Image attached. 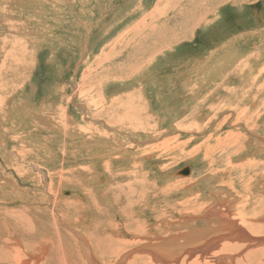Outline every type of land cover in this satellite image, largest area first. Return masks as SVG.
<instances>
[{
    "label": "rangeland",
    "instance_id": "rangeland-1",
    "mask_svg": "<svg viewBox=\"0 0 264 264\" xmlns=\"http://www.w3.org/2000/svg\"><path fill=\"white\" fill-rule=\"evenodd\" d=\"M164 3L0 0V247L30 227L18 226L29 216L40 232H53L49 240L76 249L72 230L92 224L94 206L119 219L114 207L129 203L143 212L131 229L150 237L124 235L116 264L165 243L180 255L195 248L196 257L203 240L216 241L209 209L231 202L248 241L264 244V0H217L213 13L176 40L168 35L173 43L145 61L133 39L154 30ZM233 39L244 63L219 64L216 83L201 82L197 63ZM251 75L255 88L242 99ZM185 166L187 175L177 173ZM80 254L73 260L86 264Z\"/></svg>",
    "mask_w": 264,
    "mask_h": 264
},
{
    "label": "bare ground",
    "instance_id": "bare-ground-1",
    "mask_svg": "<svg viewBox=\"0 0 264 264\" xmlns=\"http://www.w3.org/2000/svg\"><path fill=\"white\" fill-rule=\"evenodd\" d=\"M157 1H163V0H157ZM183 1L184 0H167L162 7V12H161L162 15L157 20V24L152 25V26H154V30L150 29V31L145 35V37L143 39L141 38V40H138L139 41L138 43H137L136 39H133L134 45L132 46V49L136 48V51L138 53V57H141V59H145V61L146 60L148 61L150 59V57H152L151 55L154 54V51L159 50L156 47L167 43V39L170 42L173 41V39L175 38V35H174V37H172V41H171V37L168 35L173 34V31H175V29L180 25V22H185V23H183V26H186L188 23L189 24L191 23L189 21V19H193L195 16H198L200 18L199 21L203 20V18L207 15V13L213 11V10L211 11L210 7L217 0H198L199 2L197 0H187L189 2L186 3L185 7L183 4ZM209 9H210V11H208ZM169 13H171V17L174 18L173 21L171 20V22L174 23L172 25L170 23V20L169 21L165 20L168 18ZM204 13H206V14L204 15ZM143 28H144V26H143ZM138 30H141V29L139 28ZM141 41H143V43L147 47H145L144 45H139V43H141ZM226 46L223 48V50H225L227 52L228 47L226 48ZM213 54H214L213 52H210V54L206 57V59L203 61L202 65H201V68L206 67L205 68L206 70H203L204 73H206V71H208L207 68L209 66V63L214 61V58H213L214 55ZM221 59H222V57H221ZM140 65L141 64H139V66ZM129 66L132 67V72H134L136 65L131 64ZM211 67L212 66H210L209 70L211 69ZM129 70H131V69H129ZM121 71H123V67L121 68ZM261 71H262V69H261ZM258 75H260V74H258ZM251 77L248 78V79H250V82L248 83L247 87L241 88V92H242V90H244V96L242 97V99L243 98L246 99L248 94L252 93V90H253L252 84H254V88H255V85H256L255 82L257 80V76L251 75ZM262 84H261V86H262ZM262 87L264 88V85ZM254 91H255V89H254ZM258 92H260V91H258ZM235 95H236V93H235ZM252 98L254 100L256 98V94ZM230 101H231V99H230ZM237 101H238V104H240L239 101L241 102V97ZM213 102L215 103V101H213ZM229 103H231V102H229ZM236 107H238L237 103H236ZM227 137H228V135H227ZM114 178H115V176H114ZM136 182H138V181H136ZM129 183L130 182H128L127 184L130 185L131 183L130 184ZM118 186H120V185H117L113 189L117 188ZM112 187H113V185H112ZM119 189H121V187ZM134 191H136V190L134 189ZM140 192H143V191H140ZM139 194L141 195V193H139ZM111 197H113V196H111ZM114 197H113L112 201H114V203H117L116 198H114ZM138 197H140V196L138 195ZM131 205H132V203H129L130 207L126 206V205L122 206V207L117 206V208L114 207L115 210L120 215L119 219H114L113 215L110 213L114 210H110V209L107 210V209H103V207H100V206H94L93 211L96 213V217L92 220V224H90L85 231H82V232L80 231L81 233H78V230L77 231L72 230L75 233V234H73V235H75V238L73 239V243L76 246V249L71 248L72 246L70 245L71 244L70 241L68 243L69 245H67L64 243L57 244V243L49 240L47 237H51L53 235V232H51L52 234H50V230H48L47 226H45V225L44 226L46 227L45 228L46 232H40L39 231L40 227L36 228V227H34L33 223L32 224L29 223L30 219L28 216L25 218L26 221H23L22 224H19L18 226L28 224L30 227L27 226L28 228H25L22 230L21 228L15 229V227H17V224L13 225V227L15 229V234H13L11 236V239H9V240L7 239L6 241H4L5 242L4 245H1V247H0V264L1 263L2 264H77V262L75 260H73L72 256H74V255L78 256L77 259L80 261L81 254L79 255V252H83L84 258L86 260H84L83 257L82 258H83V261L86 262V264H88V263L89 264H101L100 262H102V261L107 262L108 264H116L115 263L116 260L114 261V258L116 256H118L119 251H121L120 249L122 247H124V245L122 243H124L125 240L127 241V239L123 240L124 235L130 234L134 238L144 236L147 239L150 237L147 234L148 229L146 230L147 233H144V231H141V233H138V232L136 233L137 229H131L134 227L133 226L134 223L138 224L137 223L138 215L143 213V212H140V213H138V215L134 214L133 213L134 209H132L133 205L132 206ZM228 207L231 210L229 208L228 209H222V208L220 209L219 207H212L211 209H209L210 215L211 214L215 215V217H216L215 220H217L216 221L217 226L212 227V229L218 228V231H216L217 236L215 238L214 237L211 238V239H213V238L216 239V241L209 244V241L203 240L204 244L197 246V251H200V252L197 256L195 255L196 257L189 258V253L192 254L191 252H194L195 248L191 247L192 249L189 253H187L185 255H180L182 251L176 252V248L174 246H172V249L169 252L170 247L165 243V245H163V246L161 244L156 251H153V252L151 251L150 255H145L144 257L141 256V258L134 257L127 264H148V263L154 264L153 263L154 261H157V264H264V244L263 245L262 244H256V243L251 244L248 241V239L250 237L248 238V236L245 233V231L243 230V228H241L239 226V225H241L240 223L244 222L243 217L240 216L238 218L239 222L236 219H234V216L238 215L236 205L233 204V207H232V202H231ZM54 209H56V208H54ZM66 212L65 211L62 212V211H60V209H58L55 213H57V215L59 214L60 217H62V215L67 214ZM112 213H115V212H112ZM97 217L99 218V220L97 221V223H95L97 220ZM245 217L247 219V216H245ZM257 218H258L257 216H252V214H251V216L248 217V219L253 220L252 222H256ZM15 220H17V219H15ZM18 220H20V219H18ZM77 220H80V219H77ZM18 223H19V221H18ZM42 224L43 223H41V225ZM136 226L137 225H135V227ZM142 226H141V228H142ZM53 228H54V231H58L57 226H55ZM184 232H185V230L181 231L180 235H181V233H184ZM45 233L47 236L45 235ZM171 234L173 235V237H176L177 233H175V234L171 233ZM190 238H193V236H191ZM87 239H88L89 243L87 242ZM11 240H13V242H10ZM127 242H129V241H127ZM139 243H142V242H139ZM121 244L123 245L122 247H121ZM211 245L217 249L212 251V248H214V247H212ZM215 245H218V246H215ZM254 246H259V247L255 248V249H250V248H253ZM63 248H65L66 250H64ZM78 249H80V250H78ZM32 250H36V252L32 251ZM28 251H29V253H28ZM166 254L170 255L171 259L169 261H167V259H165V258H162V256H161V255L166 256ZM92 255H94L96 258L93 257ZM180 256H181V258H180ZM111 261H113V262H111ZM81 264H83L82 261H81Z\"/></svg>",
    "mask_w": 264,
    "mask_h": 264
},
{
    "label": "crops",
    "instance_id": "crops-1",
    "mask_svg": "<svg viewBox=\"0 0 264 264\" xmlns=\"http://www.w3.org/2000/svg\"><path fill=\"white\" fill-rule=\"evenodd\" d=\"M163 1H167V0H163ZM162 1V2H163ZM164 5V4H163ZM213 5V4H212ZM211 5V6H212ZM210 9H211V11L213 10V8H211L210 7ZM210 9H209V11H210ZM211 13H213V11L212 12H210V14ZM199 19L200 18H198V20H197V16H195L193 19H189V21L191 22L190 24L188 23L186 26H183V23H185V22H180V25L175 29V31H173V34L175 35V38L173 39V40H176V35H177V33L178 32H186V30L188 31V29L189 28H191V27H193V26H195V25H197V21H199ZM204 19V18H203ZM201 21V20H200ZM181 28V29H180ZM187 28V29H186ZM180 29V30H179ZM261 31H264V30H261ZM250 33L252 34V30L250 31ZM256 35V34H255ZM234 42V39H233V41L232 42H229L228 44H227V46H226V48L228 47V50H229V52L228 53H232L233 54V52H235V53H238V56L234 59L233 57H232V55H230V54H228V53H225V52H222V49L225 47H223L222 49H220V50H218V52H213L214 54V56H213V58H214V63H213V61L211 62V64H212V67H211V69L209 70V72L208 73H204L203 71H202V69H199V67L201 68V64H202V62H198L197 63V74H198V76H203V78H209V80H207V79H205V81L204 80H202L201 82H206L207 81V84H210L211 82H212V80L216 83V79L217 78H219V77H214V78H211V76L212 75H215L216 73H218L217 71V69H218V67H219V64H221L222 65V67H230V69L232 68V67H235V66H238L239 67V65L238 64H241V63H244V61L246 60V59H243L242 60V56L244 55V51H242L241 49H239V48H237L236 47V44L235 43H233ZM171 43H173V42H171ZM216 54V55H215ZM219 55H222L221 57H222V59H221V57H219ZM207 57V56H206ZM206 57L204 58V59H206ZM225 59V60H224ZM216 60H219V62H217ZM240 63H239V62ZM225 63V64H224ZM234 64H236L235 66H234ZM242 65H244V64H242ZM247 67H249V66H247ZM230 69H228V70H230ZM228 70H226L224 73H226V72H228ZM223 73V74H224ZM228 74H229V72H228ZM222 76V75H221ZM220 76V77H221ZM225 77H228V76H224L223 78H225ZM222 78V79H223ZM221 80V79H220ZM201 82H199V84L197 85L198 87H195V89L196 88H199V90H200V83ZM198 90V91H199ZM195 91L196 90H194L193 91V93H195ZM201 92V91H200ZM200 94V93H199ZM200 95H202V93L200 94ZM208 95V94H207ZM203 96V95H202ZM199 97V96H198ZM202 99H205V96L204 97H202ZM199 100V99H198Z\"/></svg>",
    "mask_w": 264,
    "mask_h": 264
},
{
    "label": "water",
    "instance_id": "water-1",
    "mask_svg": "<svg viewBox=\"0 0 264 264\" xmlns=\"http://www.w3.org/2000/svg\"><path fill=\"white\" fill-rule=\"evenodd\" d=\"M190 169L188 166L183 167L182 169H179L177 173L181 175H187L189 173Z\"/></svg>",
    "mask_w": 264,
    "mask_h": 264
}]
</instances>
